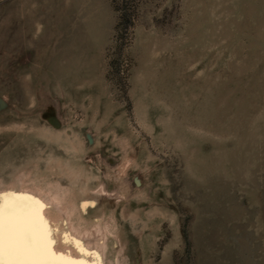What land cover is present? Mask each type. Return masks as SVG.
<instances>
[{"label":"rangeland","instance_id":"rangeland-1","mask_svg":"<svg viewBox=\"0 0 264 264\" xmlns=\"http://www.w3.org/2000/svg\"><path fill=\"white\" fill-rule=\"evenodd\" d=\"M0 194L48 264H264V0H0Z\"/></svg>","mask_w":264,"mask_h":264},{"label":"snow or ice","instance_id":"snow-or-ice-1","mask_svg":"<svg viewBox=\"0 0 264 264\" xmlns=\"http://www.w3.org/2000/svg\"><path fill=\"white\" fill-rule=\"evenodd\" d=\"M36 206V212L22 218L21 210ZM41 205L31 197L0 194V264H48L54 243L46 230L37 228L34 218ZM83 252L82 246L79 249ZM70 264H84L70 261Z\"/></svg>","mask_w":264,"mask_h":264}]
</instances>
